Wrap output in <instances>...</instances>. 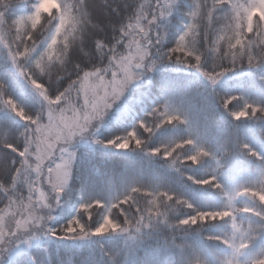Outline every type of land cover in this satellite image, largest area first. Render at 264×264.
Segmentation results:
<instances>
[{
    "label": "snow or ice",
    "instance_id": "snow-or-ice-1",
    "mask_svg": "<svg viewBox=\"0 0 264 264\" xmlns=\"http://www.w3.org/2000/svg\"><path fill=\"white\" fill-rule=\"evenodd\" d=\"M0 264H264V0H0Z\"/></svg>",
    "mask_w": 264,
    "mask_h": 264
},
{
    "label": "trees",
    "instance_id": "trees-1",
    "mask_svg": "<svg viewBox=\"0 0 264 264\" xmlns=\"http://www.w3.org/2000/svg\"><path fill=\"white\" fill-rule=\"evenodd\" d=\"M97 4H99V0H96Z\"/></svg>",
    "mask_w": 264,
    "mask_h": 264
}]
</instances>
